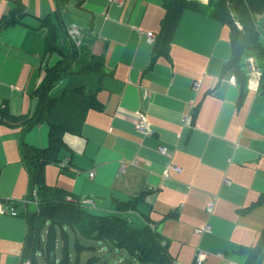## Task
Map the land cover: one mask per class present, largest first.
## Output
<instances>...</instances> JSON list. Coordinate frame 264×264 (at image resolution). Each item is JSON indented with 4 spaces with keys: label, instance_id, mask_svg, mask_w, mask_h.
<instances>
[{
    "label": "crops",
    "instance_id": "obj_1",
    "mask_svg": "<svg viewBox=\"0 0 264 264\" xmlns=\"http://www.w3.org/2000/svg\"><path fill=\"white\" fill-rule=\"evenodd\" d=\"M164 1L66 0L71 25L89 28L90 50L102 56L108 75L95 98L99 108L85 113L77 133H63L59 161L46 165L41 176L71 198L91 201L84 207L94 214L123 216L130 227L158 231L171 264H196L199 252V264H264L260 74L248 73L244 80L223 68L232 52L227 26L191 8L180 12L169 40L161 42ZM18 3L19 21L5 25ZM57 3L0 0V108L10 114L0 120V200L17 210L14 216L0 214V264H48V221L38 229L44 251L31 253L24 245L28 176L16 147L19 123L9 118L32 113L30 93L54 63L40 22L52 17ZM60 34L58 28L59 42ZM140 112L148 134L134 127ZM47 127H31L23 139L43 148ZM160 146L167 155L158 152ZM132 199L134 209L116 208L117 201ZM206 225L209 231H198ZM52 233L55 264H141L103 238L65 225Z\"/></svg>",
    "mask_w": 264,
    "mask_h": 264
},
{
    "label": "trees",
    "instance_id": "obj_2",
    "mask_svg": "<svg viewBox=\"0 0 264 264\" xmlns=\"http://www.w3.org/2000/svg\"><path fill=\"white\" fill-rule=\"evenodd\" d=\"M66 0H58V8L52 17L43 18L41 26L46 28V49L56 55L54 63L45 67L40 84L32 91L34 98L33 111L28 116H14L19 119V134L17 143L19 159L26 167L28 176L26 200L31 199L35 190L33 204L27 203L24 216L27 219L26 238L24 245L31 253L35 249H42L39 244V226L48 221L49 237L46 242V258L48 264H55L51 255L54 244L52 232L62 225L70 227L85 237L94 236L124 248L135 255L141 264H171L164 252V245L160 242L159 232L145 226L142 230L130 227L123 216L101 215L90 212L77 199L71 198L67 191L45 183L41 176L42 169L48 164H57V154L62 147L63 133H77L83 125L84 115L91 108H99L97 100L98 90L106 74L102 63V56L93 55L90 50L91 37L87 35L88 27H80V42L67 35L71 14L65 10ZM165 13L162 17L160 33L161 42L167 41L177 18L184 9L191 8L201 14L215 17L227 26L229 44L232 52L223 68H231L233 72L246 80L247 76L241 66L236 68L238 56L242 52L257 50L258 55L264 57V0H165ZM21 5L18 3L10 18L3 23L11 25L18 22ZM60 28V37L56 30ZM158 50V48H157ZM263 60V58H262ZM230 64V66H227ZM256 64V63H255ZM257 70L259 92L264 94V62H260ZM236 68V69H234ZM246 78V79H245ZM243 80V82H244ZM4 108H0V120L9 117ZM47 124L48 141L43 148L27 144L23 134L38 124ZM140 198L139 196H137ZM117 209L128 211L134 209V200L117 201ZM51 231V232H50ZM38 242V243H37ZM166 257L167 259L165 260Z\"/></svg>",
    "mask_w": 264,
    "mask_h": 264
},
{
    "label": "built area",
    "instance_id": "obj_3",
    "mask_svg": "<svg viewBox=\"0 0 264 264\" xmlns=\"http://www.w3.org/2000/svg\"><path fill=\"white\" fill-rule=\"evenodd\" d=\"M68 36L71 37L73 40L77 41L78 43L80 42V35H79V30L78 27H76L75 25H71V27L69 28V30H67ZM146 36H147V40H152L154 38V34H152V32L149 31V33L146 32ZM136 123L134 124V127L136 129V131L144 133V134H148L150 132H152L149 128V122L147 121V118L144 116L143 113H138V115L136 116ZM158 152L160 153H165V148L160 146L158 147ZM166 154V153H165ZM167 155V154H166ZM171 167V166H170ZM176 169V168H173ZM33 196H31V200H25V202L28 203H33L34 202V197L36 196L35 194V190H33L32 192ZM206 210L211 211L210 210V206L206 207ZM16 209H15V205H13V203L10 200H4V202L0 201V214H8L11 216L16 215ZM199 232H203V231H209V226L206 225L203 228H198ZM204 257V254L199 252L197 255V258L194 260L196 262V264H199L202 259ZM120 260H116V262H114V260L111 262V264H120L119 263Z\"/></svg>",
    "mask_w": 264,
    "mask_h": 264
},
{
    "label": "rangeland",
    "instance_id": "obj_4",
    "mask_svg": "<svg viewBox=\"0 0 264 264\" xmlns=\"http://www.w3.org/2000/svg\"><path fill=\"white\" fill-rule=\"evenodd\" d=\"M202 3L204 2V1H206V0H200ZM238 57V61H237V64L235 65L236 66V68L238 69L239 68V66H241L242 67V69H244V71H245V74H248V73H253V72H255V73H257V66H256V64H257V62H258V65L260 64V62H264V57L263 56H261V55H258V53H257V50H254V51H249V52H246V53H244V52H242L240 55H237ZM249 58H252V59H250L251 60V62L249 61ZM262 58H263V60H262ZM256 63V64H255ZM227 66H230V64H228ZM236 68H234V69H236ZM259 72V71H258ZM259 74H260V72H259ZM249 75V74H248ZM19 119H14V120H11L12 122H14V123H19V121H18ZM46 134H47V131H46ZM26 141V140H25ZM27 144H30V143H27ZM44 146V145H43ZM1 201V200H0ZM1 202H4V201H1ZM84 206H87V205H89V204H92V202L91 201H85V202H81ZM48 227V226H47ZM74 236L75 235H73L72 233H71V237L69 238V244H70V246H71V248H72V250L74 249V245H75V243H74V241H73V239H74ZM83 241L85 240V239H82ZM80 244H82L81 242H79ZM92 250H96V249H92ZM92 250H90V251H92ZM58 251H59V249H58ZM85 252H88V251H86V249L82 252L83 253V256H84V253ZM98 256V255H97ZM71 257H72V259H73V261H74V259H75V257H74V253L71 251ZM82 257V256H81ZM87 257L86 256H84V258L82 257V259H86ZM125 260V262H124V264H127L128 262H127V260L126 259H124ZM113 261V260H112ZM114 262H116V261H114ZM120 264H123V263H121V262H119ZM109 264H111V263H109Z\"/></svg>",
    "mask_w": 264,
    "mask_h": 264
}]
</instances>
